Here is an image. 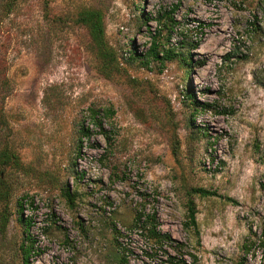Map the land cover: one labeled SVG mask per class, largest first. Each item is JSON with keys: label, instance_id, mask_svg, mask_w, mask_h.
<instances>
[{"label": "rangeland", "instance_id": "1", "mask_svg": "<svg viewBox=\"0 0 264 264\" xmlns=\"http://www.w3.org/2000/svg\"><path fill=\"white\" fill-rule=\"evenodd\" d=\"M86 7L102 12L121 74L98 72L72 21ZM158 30L184 60L132 57ZM4 151L16 158L0 164V264H23L31 241L27 264H167L163 250L264 264V0H0ZM139 211L174 242L140 236Z\"/></svg>", "mask_w": 264, "mask_h": 264}, {"label": "trees", "instance_id": "2", "mask_svg": "<svg viewBox=\"0 0 264 264\" xmlns=\"http://www.w3.org/2000/svg\"><path fill=\"white\" fill-rule=\"evenodd\" d=\"M73 23L77 26L84 27L87 30V34L89 37V48L96 59V67L100 74L104 77H111L113 74H121L122 73V58L119 55L117 49H115L109 42L106 40L105 35V24L103 19L102 12L97 8L86 7L78 10L72 19ZM158 23L163 28L167 30H171L173 24L176 23V20L171 15H160L158 17ZM160 31L152 37V41L150 42V46L143 53H139L138 56L136 51L134 50L132 53V57L139 58L140 60H154L163 63L164 61H169L179 57L184 60V57L181 51H178L174 47L167 46L164 42L159 38ZM181 44L183 43L180 41ZM189 49L197 48L199 46V41L186 44ZM184 47V45H181ZM134 55V56H133ZM190 63H185V75H187L190 71L189 69ZM192 98V97H191ZM91 120L95 126L100 128V132H103L106 136L107 133L104 132L102 128L101 120L97 117L95 111L93 109L90 110ZM80 133L82 136L89 137L90 132L88 129H84L80 127ZM109 139V137H107ZM4 157V159H3ZM9 158H16L13 155H10L9 151H4L0 155V164L9 160ZM4 160V161H3ZM1 185V183H0ZM193 192L198 193L201 196L207 195H215V191H210L203 188L193 189ZM67 196H71L68 189L65 191ZM2 192L0 191V195ZM133 226L136 227V230L139 232L138 234L142 236L145 240H148L150 244L158 249H162L164 245L170 244L174 242L171 236L167 233H163L159 229L158 220L155 216V213L149 214L144 213L143 211H139V213L135 216ZM184 226L187 230L194 231L195 234H198V227L196 222V209L192 200H189L187 203V221H185ZM129 228V227H128ZM129 230H132L129 228ZM112 231L114 234H119L120 231L116 228L115 225L112 227ZM262 236H264V228L262 229ZM26 238H29L27 233ZM261 243L264 244V241L261 240ZM182 245L180 243H177ZM118 247H120L118 245ZM36 247L34 246V242L31 241L27 245H21L22 249V259L23 264H27V259L29 254L36 252ZM156 252L157 249H154ZM164 255L166 256L167 264H187V261L183 257L176 258L174 255H170L167 251L163 250ZM126 258L122 255L119 256V263L125 264Z\"/></svg>", "mask_w": 264, "mask_h": 264}]
</instances>
